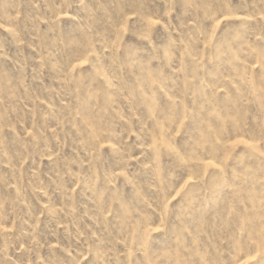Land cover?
<instances>
[{
  "label": "rangeland",
  "instance_id": "1",
  "mask_svg": "<svg viewBox=\"0 0 264 264\" xmlns=\"http://www.w3.org/2000/svg\"><path fill=\"white\" fill-rule=\"evenodd\" d=\"M0 264H264V0H0Z\"/></svg>",
  "mask_w": 264,
  "mask_h": 264
}]
</instances>
